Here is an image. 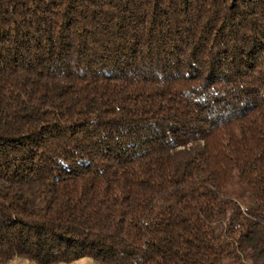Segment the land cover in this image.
I'll return each instance as SVG.
<instances>
[{
    "label": "trees",
    "instance_id": "1",
    "mask_svg": "<svg viewBox=\"0 0 264 264\" xmlns=\"http://www.w3.org/2000/svg\"><path fill=\"white\" fill-rule=\"evenodd\" d=\"M264 264V0H0V264Z\"/></svg>",
    "mask_w": 264,
    "mask_h": 264
},
{
    "label": "crops",
    "instance_id": "2",
    "mask_svg": "<svg viewBox=\"0 0 264 264\" xmlns=\"http://www.w3.org/2000/svg\"><path fill=\"white\" fill-rule=\"evenodd\" d=\"M7 264H38V263L31 261L29 259H26V258L15 257L11 261H9ZM58 264H98V263L91 257H82L71 263H58Z\"/></svg>",
    "mask_w": 264,
    "mask_h": 264
}]
</instances>
